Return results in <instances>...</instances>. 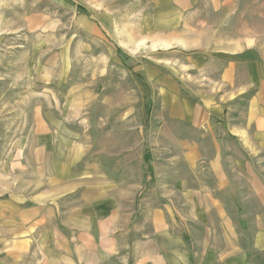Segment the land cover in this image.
Instances as JSON below:
<instances>
[{
	"label": "rangeland",
	"instance_id": "1",
	"mask_svg": "<svg viewBox=\"0 0 264 264\" xmlns=\"http://www.w3.org/2000/svg\"><path fill=\"white\" fill-rule=\"evenodd\" d=\"M225 1L173 45L150 0H0V202L82 209L85 229L115 237L106 264H264V200L246 190L248 171L264 185V153L182 116L216 79L196 58H264V0ZM213 169L225 191L209 190Z\"/></svg>",
	"mask_w": 264,
	"mask_h": 264
},
{
	"label": "crops",
	"instance_id": "2",
	"mask_svg": "<svg viewBox=\"0 0 264 264\" xmlns=\"http://www.w3.org/2000/svg\"><path fill=\"white\" fill-rule=\"evenodd\" d=\"M150 2L158 16L155 19V28L159 32L156 40L160 34L168 36L166 34L171 33L178 38L173 45L181 44L183 32L193 29L188 26L189 19L207 13L214 14L220 22L228 10L225 0ZM216 25H210V28ZM215 53L196 58L203 61L202 67L194 61L196 69L201 68L205 74L215 75L216 79L205 76L209 82L204 93L200 94L198 90L194 93L201 103H194L182 116L197 133L209 136L213 142L217 141V133L221 132L251 153L256 150L264 153V58L250 49ZM171 91L179 95L178 84H172ZM190 141L198 142L199 139ZM17 164L15 161V166ZM144 168L145 178L137 193H140L138 199L136 195V205L152 177L147 159ZM247 174L249 183L246 190L263 201L264 185L255 172L248 171ZM211 179L208 188L213 193L228 188V180L222 170L213 169ZM15 192V204L7 200L0 202V264H106L113 255L115 237L101 227L85 229L82 209L79 215L77 209L75 215L72 210L71 214L65 215L53 200L40 197L26 199ZM74 192L71 190V193ZM82 198L80 195L79 199ZM213 198H216V205L222 206L219 198L214 195L211 201ZM79 199L75 196L73 201Z\"/></svg>",
	"mask_w": 264,
	"mask_h": 264
},
{
	"label": "trees",
	"instance_id": "3",
	"mask_svg": "<svg viewBox=\"0 0 264 264\" xmlns=\"http://www.w3.org/2000/svg\"><path fill=\"white\" fill-rule=\"evenodd\" d=\"M140 197V193L137 195V199Z\"/></svg>",
	"mask_w": 264,
	"mask_h": 264
}]
</instances>
